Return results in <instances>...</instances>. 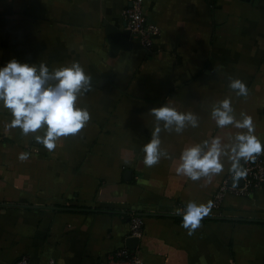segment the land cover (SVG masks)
<instances>
[{"label": "crops", "instance_id": "obj_1", "mask_svg": "<svg viewBox=\"0 0 264 264\" xmlns=\"http://www.w3.org/2000/svg\"><path fill=\"white\" fill-rule=\"evenodd\" d=\"M142 1L161 30L149 52L132 34L131 47L120 41L130 0H0V68L12 59L50 70L78 61L92 76L79 101L90 121L53 151L6 129L12 116L0 104V264H102L123 248L143 264H264V187L228 194L192 235L173 214L213 202L231 173L226 163L204 186L175 171L186 146L239 131L216 127L215 103L230 98L237 118L250 115L264 145V0ZM229 78L249 95L237 96ZM166 103L196 114L199 127L162 131L172 159L149 168V113ZM133 213L144 221L137 242L128 238Z\"/></svg>", "mask_w": 264, "mask_h": 264}, {"label": "clouds", "instance_id": "obj_2", "mask_svg": "<svg viewBox=\"0 0 264 264\" xmlns=\"http://www.w3.org/2000/svg\"><path fill=\"white\" fill-rule=\"evenodd\" d=\"M229 79V87L237 96L249 95L245 82ZM91 90L92 76L78 61L50 70L43 62L37 65L12 59L0 68V104L12 116L6 129L19 128L24 136L33 134L35 141L49 151L55 150L61 138L79 134L90 121L89 109L80 107L79 101ZM149 114L155 118V127L151 140L142 151L143 164L150 168L162 158L172 159L170 153L162 148V131L181 134L189 127H199V118L190 111H179L171 103L153 108ZM211 118L218 129L231 126L239 131L228 135L226 140L217 135L186 146L180 154L176 174L192 181L204 180V186H207L228 163L235 186L247 175L241 161L254 162L264 155V145L255 133L253 118L244 112L237 118L230 98L213 105ZM27 158V153L20 154L21 160ZM213 206L212 201H190L184 208H176L173 214L183 217L182 226L192 235Z\"/></svg>", "mask_w": 264, "mask_h": 264}, {"label": "built area", "instance_id": "obj_3", "mask_svg": "<svg viewBox=\"0 0 264 264\" xmlns=\"http://www.w3.org/2000/svg\"><path fill=\"white\" fill-rule=\"evenodd\" d=\"M122 18L125 22L126 30L132 35L136 36L139 44L146 51H152L154 46V38L161 34L159 27L148 22L144 2L142 0H130V5L122 13ZM244 168L247 169V175L242 178V185L231 184L232 174L222 182L219 187L214 200L213 208L208 216L203 220L210 219L219 212L223 206L224 200L228 194L237 197H249L251 194L264 187V159L258 157L254 162L243 163ZM184 208V207H182ZM182 217L181 215H179ZM129 236L131 240H141L143 236L144 221L143 218L136 213L130 215ZM15 264H31L27 257H22ZM49 264H54L50 261ZM102 264H143L142 259L136 250L123 248L115 255L108 258L107 262Z\"/></svg>", "mask_w": 264, "mask_h": 264}, {"label": "water", "instance_id": "obj_4", "mask_svg": "<svg viewBox=\"0 0 264 264\" xmlns=\"http://www.w3.org/2000/svg\"><path fill=\"white\" fill-rule=\"evenodd\" d=\"M242 1H249V0H242ZM130 37H131V33L129 31H125V32H121L120 33V41L124 42L123 45H126L127 47H131V44H128ZM122 39H123V41H122ZM231 184L234 185V181H232ZM242 184H243V182H242V179H241L237 185H242ZM133 241L137 242V240H133Z\"/></svg>", "mask_w": 264, "mask_h": 264}]
</instances>
